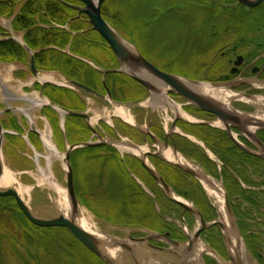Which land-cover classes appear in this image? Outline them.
Masks as SVG:
<instances>
[{"label": "flooded vegetation", "instance_id": "obj_1", "mask_svg": "<svg viewBox=\"0 0 264 264\" xmlns=\"http://www.w3.org/2000/svg\"><path fill=\"white\" fill-rule=\"evenodd\" d=\"M67 1L83 5L80 0ZM180 1L185 4L167 5L168 9L162 15L168 19L177 16L178 22L171 25L186 31L184 49L190 50L191 42L199 45L193 52L198 61L189 64L186 56L180 55V59L165 58L162 67L140 51L169 74L205 82L206 85L198 86L196 90L204 94H208V90L209 96L214 92L226 95V101L213 98L229 114L248 115L257 123H231L229 130L217 114L189 103L180 94L168 91V95H153L140 81L123 71H108L104 76L100 67L115 69L119 67V61L105 39L93 30L86 14L76 18L78 12L75 11L69 23L82 20L85 24L77 30L70 29L83 35L84 44L78 46L77 51H72L70 46L71 53L98 65L95 68L83 61L86 66L79 70L78 77L107 98L81 91H74L78 97L65 95L62 106L84 112L89 118L76 116L74 120L69 116L75 115L66 114L65 133L60 128L63 141L54 126L50 138L57 141L61 149L65 147V136L70 144L89 140L99 142L71 153L76 194L99 222L125 228L124 232L112 233L135 240V249L143 264H178L174 253H180L182 248L173 242L187 248L192 264H200L199 256L203 264H221L208 249L230 261L227 235L216 223L225 221L229 227L226 215L223 217L220 212L224 197L219 195V200L211 194L207 187L209 183L206 185L203 178L166 157V150L182 155L195 167L203 168L212 181L221 184L233 213L234 227L255 263L264 264V0L256 6H248L239 0ZM103 15L126 36L127 27L119 14L108 16L103 12ZM10 98L16 99L13 95ZM26 98V101L30 99ZM10 107L15 109L4 113L16 117L14 112L21 111L30 123V130L24 134L23 127L14 134L6 133L4 151L21 169L31 159V165L25 168L35 170L32 166L36 163L38 167V161L34 157L35 153L41 155L43 152L44 134L36 125H31L34 119L27 109L19 108V105L5 108ZM52 114L59 126L60 113ZM51 124L52 121L50 127ZM247 127L254 131L262 148L248 136ZM37 138L40 146H37ZM79 156L93 163L92 170L86 175V184L76 175L74 162ZM42 160L43 157L40 163ZM98 163L103 168L98 169ZM13 202L17 204L15 200ZM23 233L26 239L21 237ZM156 234L159 236L154 237ZM6 237L14 242L11 247L0 246V264H8L1 259L7 250L22 255L19 260L23 264H108L65 226L38 225L18 212L0 216V240ZM52 242L59 245L54 248ZM161 249L164 254L159 256L156 252ZM129 259V264H134Z\"/></svg>", "mask_w": 264, "mask_h": 264}, {"label": "water", "instance_id": "obj_2", "mask_svg": "<svg viewBox=\"0 0 264 264\" xmlns=\"http://www.w3.org/2000/svg\"><path fill=\"white\" fill-rule=\"evenodd\" d=\"M60 1L78 12L76 18L81 17L82 13L86 14L87 20L92 24L93 30H96L114 51L119 61V67L115 69H104L100 67L101 70L104 71V76L106 75V73H108V71H123L133 79L140 81V83L148 88L153 95H167L168 91L180 94L181 97H184L189 103L195 104L196 106L204 110H208L217 114L219 118L226 123L225 125L229 130V125L231 123H233V125H237V122L243 124L245 123L247 125L257 123L254 117H250L248 115L239 113L229 114L226 110L223 109V107L216 99L209 96L208 94L197 91L196 88L205 84V82L188 79L177 74H169V72L160 69V67L158 68L155 64L145 58V56L137 48V45L134 42L130 41L126 36L118 31L117 28H115L109 21L105 19L101 9L105 0H80L83 2V5L75 4V2L71 3L66 0ZM261 1L263 0H239V2H242L248 6H256ZM67 21L69 22L70 19ZM7 38L15 39L23 45V47L27 51L26 53H28L29 56V70L36 76H40V70L36 65L35 50H33L27 43H25L23 38H17L13 36V34L8 36ZM90 63L95 68H98L97 65H94L92 62ZM45 83L56 84L60 86L63 85L76 89L78 91L80 90L95 97L107 98V96L96 91L91 86L74 78H67L66 80H60L58 82L52 80H42L40 89V94L42 96H44L43 86ZM108 97L111 98L110 91L108 92ZM22 100L26 101L27 98H22ZM43 105L51 106L60 111V123L63 130L65 129L63 122H65L66 114L82 116L87 119L89 118V116L84 112L66 108L53 101L48 102L47 100ZM14 109L15 108L11 107L0 109V115L2 114V112ZM2 125L3 124L0 118V180L1 176H3L6 170V165L3 158V141L5 139V133L10 132V130H7ZM32 130L39 133V131L34 127H32ZM245 131H247L249 137L254 139V142L260 144V141L254 134L253 130L247 127L245 128ZM65 139L67 141L65 152H62L57 148L59 154H64V158H62V164L64 165L63 167L67 177V185L66 188H64V193L62 195L59 194L61 195L62 199L58 202L59 208L57 210V213L52 215H43L38 213L34 209V207L31 206L30 202L26 200L24 196H22V192L18 188L13 186H7L6 188H3L0 185V196L14 197L17 204L19 205L18 207H20L23 214H25V217H27L35 224L42 226H65L69 229L72 235H74L81 242L87 245L88 248L99 255L108 264H129L131 262L129 258L132 259L134 264H143L142 258L135 249V240L131 239L130 237H117V235L114 236L115 234L112 233L115 231L124 232L125 228L113 225L112 223H101L98 222V220H94L90 215H88V209L80 204L81 202L77 194H75L76 190L74 184L73 165L71 162V153L74 149L98 145L99 142L89 140L86 142H76L74 144H69L66 136ZM260 145L262 148L263 145ZM178 165L185 170L195 174L196 176L203 178L207 183L212 182V178L209 177L210 175H208L203 168L184 165L182 163H178ZM151 171L153 172V170ZM164 184L167 188H169L166 183ZM225 196L226 192L222 188V197H224L223 208L229 221L228 224L230 228L225 221L223 222L219 220L216 221V223H219L221 225L222 230L227 235L226 238L229 247L228 250L230 254V261L224 260L223 258L219 257V255L213 250L208 249V251H210V253H213L216 259L221 264H256L248 248L246 247L244 240L242 239L241 235H239L237 228L234 227L235 220L233 217V213L228 203V199ZM193 211L199 213L197 210L193 209ZM84 217L86 218V220ZM229 230L233 231V234H235L236 237L232 233H229ZM153 236L158 237L159 235L156 234ZM140 240L143 241L144 239ZM173 243L177 244L179 249L182 248V251L180 253H174V256L178 257V264H192L193 261L189 259V255L191 254L187 253V248L185 249V246L180 245L178 242ZM156 253H158V255L160 256L164 254V251L163 249H161ZM200 258L201 256H199L198 258V263L203 264V261Z\"/></svg>", "mask_w": 264, "mask_h": 264}, {"label": "rangeland", "instance_id": "obj_3", "mask_svg": "<svg viewBox=\"0 0 264 264\" xmlns=\"http://www.w3.org/2000/svg\"><path fill=\"white\" fill-rule=\"evenodd\" d=\"M177 4L184 5L185 3L180 0H107L105 4V9H107L111 13H117L121 16L122 20L124 21L127 27L124 32L125 35L128 38L134 39L133 41L137 45V47L141 49L147 56L151 57L160 66H164L163 60H165V58L180 59V55L186 56L185 59H187L189 64H192L198 61L197 55L193 52L199 45L195 43L193 44V42H191L192 44H189L190 50L184 49V38L186 35V31L182 30L181 28H176L175 24L171 25L173 23L178 22L177 16L168 19L167 16L162 15V13L168 9L167 5L177 6ZM187 5L190 4L188 3ZM187 5L185 7H187ZM20 7V4L15 6V12L11 17L0 15V26L4 30H6V32H10L11 29L14 30L12 25L13 17L15 16L16 12L20 10ZM11 34H13V36L17 38L24 39L23 31H13ZM5 35L6 34L0 32V41L6 39L4 37ZM15 41L18 42L17 40ZM18 43L21 44L20 42ZM40 74H42L41 76L43 78L62 77V75L57 71L43 70L40 72ZM37 81H39V79L32 72L29 71L27 62H5L0 60V98H4L5 100L4 102H0V109H4L7 105H19V108L22 107L24 109H27L28 112L32 114V119H34L35 125L39 128H45L46 133L51 135V128L49 126H47V128L45 127V123L47 121L44 120L42 118V114H40L41 108L39 104V91H30L29 93L25 91L26 88L31 87ZM2 84L4 87L2 86ZM8 87H10V89L14 92H18L21 90L24 93V96L25 94H27L30 100L35 99L36 97L39 106L32 105L31 101L29 102L18 98H9V95L6 94L7 91L9 92ZM13 94L19 96L16 93ZM14 114L16 117H14V115L10 116L9 113L5 114L4 112L2 113V115H0L1 119H3L4 122L6 121V126H8V128L6 129L10 130L14 134V132H17L19 131V129L24 127V134H28L30 130V123L28 120H25L24 117L26 116L23 115L21 111L14 112ZM22 117L25 121L22 120ZM36 141L37 146H40V139L37 138ZM3 157L6 165V171L12 173V179H10V182L8 184H5L2 187L6 188L7 186H13L18 188L22 192V195L25 197V199L28 200L31 206L34 207V209L40 214L52 215L57 213V210L59 208L58 202L62 199L61 195H59L56 190L51 189L49 185H42L45 187V189L40 188L38 186L37 176L30 175V173L27 171L28 169L25 168L31 165V159H29L28 162L26 161L23 164L24 168L21 169V166L19 167L18 164H15L14 158H10L7 156L6 151H4V146ZM47 162L48 161L43 158L41 165H44ZM62 163V158L56 156L52 159L51 168L56 181L58 183H62L63 188H66L67 177L63 167L64 165ZM74 166L76 169V175L78 180L81 183L86 184V175L89 174V172L92 170L93 163L84 159L83 156H79L75 160ZM32 168H37L36 163L32 166ZM101 168H103L101 163H98V169ZM4 198L9 201L7 202L9 208L13 207L16 211H14L15 213L18 212L24 217L25 214H23L19 210L17 204L13 202V200L15 199L11 196H0V207H3V205L5 204ZM14 230L19 233L17 229L14 228ZM21 237L26 239L24 233L21 235ZM7 238L8 237H6V239L4 238L3 240H0V243H2V245L0 246L11 247V243H13L14 240H9ZM10 238L14 239L15 237L11 236ZM52 245L55 248L56 245L58 246L59 244L52 242ZM16 246L20 248L22 247V245ZM21 256L19 254L16 255L10 250H7L5 252V255H3L1 259L8 262V264H23L22 261L19 260Z\"/></svg>", "mask_w": 264, "mask_h": 264}, {"label": "trees", "instance_id": "obj_4", "mask_svg": "<svg viewBox=\"0 0 264 264\" xmlns=\"http://www.w3.org/2000/svg\"><path fill=\"white\" fill-rule=\"evenodd\" d=\"M19 4L21 7L13 17L12 25L14 31L24 32V39L32 49L38 50L35 54L38 68L58 70L68 77L87 82L85 79L78 77V74H80L79 70L86 66L83 61L57 48L51 47L55 45L59 48H66L71 42V50L75 51L78 46L84 44L82 43L83 35L77 34L72 39L70 31L54 25L56 23L65 24L66 20L74 15L75 11L60 0H0V15L11 17L15 12V6ZM103 12L105 15L110 16L111 12L105 9V7H103ZM84 24L82 20H75L70 22V28L77 30L83 27ZM0 32L6 35L8 33L1 26ZM26 52L25 48L14 39L8 38L0 41L1 61L27 62L28 54ZM37 87H40V85L37 84ZM44 93L51 100L62 105H64L62 99L65 95L72 94V98H74L73 96L78 97L74 90L54 84H45ZM44 111L51 119L56 134L60 133L62 135V131L57 125L58 120L52 116V112L56 113V111L49 106ZM69 117L76 120V116ZM61 138L63 141V135ZM4 201L3 207H0V216H4L7 213L14 214V210L7 205L9 201L7 199Z\"/></svg>", "mask_w": 264, "mask_h": 264}, {"label": "bare ground", "instance_id": "obj_5", "mask_svg": "<svg viewBox=\"0 0 264 264\" xmlns=\"http://www.w3.org/2000/svg\"><path fill=\"white\" fill-rule=\"evenodd\" d=\"M29 57V56H28ZM35 75V74H34ZM36 76V75H35ZM39 80H44V78L43 77H40L39 78V76H36ZM45 79H52V78H48V77H46ZM9 88V92L7 91V95H9V98L10 97H12V95H13V97L15 96L16 98H22V97H24V98H26V97H28L27 96V94H25V96H24V93L20 90V91H18V92H14V91H12L11 89H10V87H8ZM13 93H16V94H18L19 96H16V95H14ZM207 93L208 94H210L211 95V93H209V91L207 90ZM216 92H214V94H212V96L211 97H216V98H218V99H221V100H227L228 99V97L226 96V95H217V94H215ZM29 95V94H28ZM90 95V94H89ZM168 95V94H167ZM92 96V95H91ZM12 99V98H11ZM30 100V99H29ZM28 100V101H29ZM45 100V99H44ZM1 101H5L4 100V98H0V102ZM31 101V104L32 105H34V106H39L38 105V102H37V99H36V97H35V99H31L30 100ZM39 101H40V103H41V99L39 98ZM45 102H46V100H45ZM39 103V104H40ZM41 105V104H40ZM118 110L120 111V112H122V110L120 109V108H118ZM185 114V113H184ZM31 116H32V114H30ZM0 118H1V116H0ZM44 120H46L47 122L45 123L46 125H45V127L47 128V126H49L50 127V123H51V121L49 120V119H47L46 117H42ZM32 122V126H35V123H34V121H31ZM36 127V126H35ZM37 128H39V127H37ZM40 129H41V131H42V134H44V136H43V140H44V145H45V147H44V149H43V152H42V154L41 155H37L38 153H35V155H36V157H34V159H36L37 161H38V167L35 169V170H30V171H28L31 175H33V176H37V178H38V186L40 187V188H43V189H45V185H49V187L51 188V189H53V190H56V192H58L59 194H63L64 193V188H63V184L62 183H58L57 181H56V179H55V177H54V175H53V171H52V168H51V163H52V159L54 158V157H56V156H58V157H60V158H64V154H59V151L57 150V146H56V144H54L55 142L54 141H52V138H50V135L49 134H47L46 133V129L45 128H42V127H40ZM5 141V140H4ZM4 141H3V145H4ZM124 148H128V149H131L129 146H124ZM47 149V150H46ZM134 151V150H133ZM137 151H139V150H137ZM136 152V151H135ZM61 155V156H60ZM164 155H166V157H169L171 160H173V161H176V162H179V163H184V164H187V165H191V166H193V167H195L191 162H189V161H187V160H185V159H183V157H182V155H179L178 153L176 154V155H174V154H172L171 152H170V150H166L165 151V153H164ZM45 158L48 162L46 163V164H44V165H41V163H40V160H41V158ZM4 158V157H3ZM4 163H5V161H4ZM21 173V172H20ZM10 179H12V173H9V171H6L5 170V173L3 174V176H1V180H0V185H1V187L2 186H4L5 184H8L9 182H10ZM42 182V183H41ZM42 185H44V186H42ZM206 185H207V182H206ZM207 187H208V189H209V191H210V193L211 194H213L214 196H216L219 200H220V196L219 195H222V186H221V184L220 183H218V182H214V181H212V182H210L209 183V186L207 185ZM65 195V194H64ZM23 196V195H22ZM220 212H221V214L223 215V217H224V215H226V213H225V210H224V208L222 207L221 209H220ZM88 215H90L94 220H98V222L100 221L99 219H97L92 213H90L89 212V214ZM85 218V217H84ZM227 218V217H226ZM85 220H86V218H85ZM104 228H105V226H104Z\"/></svg>", "mask_w": 264, "mask_h": 264}]
</instances>
